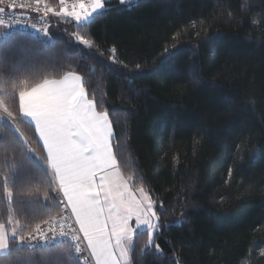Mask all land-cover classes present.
<instances>
[{
    "label": "trees",
    "instance_id": "obj_1",
    "mask_svg": "<svg viewBox=\"0 0 264 264\" xmlns=\"http://www.w3.org/2000/svg\"><path fill=\"white\" fill-rule=\"evenodd\" d=\"M49 22L48 39L17 28L0 41L11 116L0 113V225L16 230L0 264H82L68 243L25 245L62 198L20 93L66 73L107 112L121 174L156 202L164 255L138 230L129 264H264V0H106L90 26ZM113 47L107 67L97 51L108 58ZM166 49H178L169 68ZM121 65L142 71L133 78Z\"/></svg>",
    "mask_w": 264,
    "mask_h": 264
},
{
    "label": "snow or ice",
    "instance_id": "obj_2",
    "mask_svg": "<svg viewBox=\"0 0 264 264\" xmlns=\"http://www.w3.org/2000/svg\"><path fill=\"white\" fill-rule=\"evenodd\" d=\"M60 2L62 6L65 4V0ZM127 2L129 0H121V3ZM71 8L69 11L68 7H63L62 14L74 18L77 26L87 27L106 9V0H77ZM2 11L4 9L0 8ZM77 42L86 48L94 47L92 39L78 34ZM111 51L113 55L108 58L97 51L102 63L105 59L108 61L107 67L117 63L116 48ZM177 51L166 49L161 65L169 68L168 61ZM121 68L133 78L142 71L139 65L135 70L125 65L114 70ZM81 80L79 75L69 73L63 79H45L20 93L24 106L46 129L61 161L66 200L98 264H120L118 256H127L135 247L133 237L137 230L146 231V247L155 248L156 253L163 256L155 239L161 229L155 202L143 187L136 194L129 188L131 177L121 174L113 152L108 114L96 110Z\"/></svg>",
    "mask_w": 264,
    "mask_h": 264
},
{
    "label": "built area",
    "instance_id": "obj_3",
    "mask_svg": "<svg viewBox=\"0 0 264 264\" xmlns=\"http://www.w3.org/2000/svg\"><path fill=\"white\" fill-rule=\"evenodd\" d=\"M58 1L60 7L50 9L47 5L39 4L31 0H0V8L4 9V11L0 12V26L26 30L38 27L48 30L50 22L48 20V14L45 13L61 16L63 15V7H68L69 11H71L72 4L77 2V0H65V4L62 6L60 0ZM87 2H90V0H87ZM6 7H8L9 10H7ZM11 9L25 11L35 10L38 12V15L33 17L30 14L23 13L21 17H16L11 14ZM74 237H79V239H73ZM83 240L84 237L75 215L68 204L63 203L58 215L50 217L44 224L35 226L27 236L25 245L38 248L67 242L77 251L82 264H93L91 257H89V255H84L86 248L84 247Z\"/></svg>",
    "mask_w": 264,
    "mask_h": 264
},
{
    "label": "crops",
    "instance_id": "obj_4",
    "mask_svg": "<svg viewBox=\"0 0 264 264\" xmlns=\"http://www.w3.org/2000/svg\"><path fill=\"white\" fill-rule=\"evenodd\" d=\"M9 30L11 31V29H9ZM3 35H4V32L0 31V41L4 38ZM67 74H69V73H66V75ZM65 76H63L62 78H54V79H63ZM81 82H82V80H81ZM87 98H88V96H87ZM90 100H92V99H90ZM20 110L22 111L23 117L28 122H31L34 125V127L36 129V133H38V137H39L40 143H41V145L43 147V157L45 159V167L48 168L49 172L53 176V179H55V181H56L55 184L59 186L60 191H61V194H62V197H63V200L65 202H67L66 196H65V193H64L63 173H62V164H61V161H60V159H59V157H58V155H57V153H56V151H55V149L53 147V144L51 142L50 136L47 133L46 129L41 125V123L39 122V120L36 118L35 114L32 113L31 111H29L24 106L21 94H20ZM96 110H97V108H96ZM110 122H111V120H110ZM111 126H112V123H111ZM112 131H113V135H114L113 128H112ZM112 139H113V136L111 138V144H112V148H113ZM130 187H131V189L133 188L132 185H131V180L129 182V188ZM133 189H135V188H133ZM67 204H68V202H67ZM69 207H70V205H69ZM76 220H77V218H76ZM132 226L135 227L134 221L132 222ZM9 234H10V232L8 231V229L5 228L4 225H2V226L0 225V256L1 255H4V253H6L7 250H8V246H9V240H8ZM86 242H87V239H86ZM87 248L90 250L91 255L94 257V260L98 264V261H97L95 255L93 254V252H92L90 246L88 245V243H87Z\"/></svg>",
    "mask_w": 264,
    "mask_h": 264
},
{
    "label": "rangeland",
    "instance_id": "obj_5",
    "mask_svg": "<svg viewBox=\"0 0 264 264\" xmlns=\"http://www.w3.org/2000/svg\"><path fill=\"white\" fill-rule=\"evenodd\" d=\"M31 1H34V2H37V3H41V4H44V5H47L46 3H44V2H41V1H37V0H31ZM121 1V0H120ZM50 9H54V8H57V7H60V4H59V1H58V3H57V5H54V6H50V5H47ZM42 14H44V13H42ZM45 14H48L47 16H48V20H49V17L50 16H52L51 14H49V13H45ZM56 16H60V15H56ZM63 16H66V17H68V18H71L72 20H74V18H72V17H69V16H67V15H61V17H63ZM50 26V25H49ZM11 27H7V26H5V27H0V31H2V32H4V35H3V37H6V35L7 34H9L10 33V29ZM49 28V27H48ZM4 30V31H3ZM34 32H36V33H38V34H40V36L42 35V36H44V38L45 39H48V35H47V32H44V31H39V30H34ZM0 112H1V114L2 115H4V117L5 118H7V119H11V116L10 115H8L7 114V112L5 111V109H4V106H3V104L0 102ZM125 178H127V177H125ZM57 187H58V185H57ZM130 189H131V187H130ZM139 189L140 188H135V189H131V191L134 193V194H136V193H138L139 192ZM145 189V188H144ZM58 190V189H57ZM146 190V189H145ZM58 191H60V190H58ZM146 192L148 193V195L150 196V193L146 190ZM60 193H61V191H60ZM137 198H140L139 196H137ZM150 198H151V196H150ZM152 199V198H151ZM154 202H155V200L154 199H152ZM64 200H63V197H62V202H63ZM64 203V202H63ZM67 203V202H66ZM155 207H156V202H155ZM71 209V208H70ZM154 210H155V208H154ZM72 211V210H71ZM156 211V210H155ZM60 213V212H59ZM58 213V214H59ZM57 214V215H58ZM37 225H39V224H37ZM13 228H14V226H15V228H16V223H14L13 225ZM10 234L12 235V236H15L16 235V230L14 229V230H12L11 232H10ZM83 235V234H82ZM133 240H134V237H133ZM83 242H84V247L86 248V252H85V254L84 255H89V257H91V259L93 260V264H97V262L94 260V257L91 255V252H90V250L87 248V242H86V238L84 237V240H83ZM74 251H75V253H77V251L74 249ZM130 251H131V249L129 250V252H128V255L127 256H124V257H120V256H118V258L120 259V264H129V262H130V258H129V255H130Z\"/></svg>",
    "mask_w": 264,
    "mask_h": 264
},
{
    "label": "bare ground",
    "instance_id": "obj_6",
    "mask_svg": "<svg viewBox=\"0 0 264 264\" xmlns=\"http://www.w3.org/2000/svg\"><path fill=\"white\" fill-rule=\"evenodd\" d=\"M7 10H9L8 7H6ZM11 14L14 15V16H18V17H21L23 15V13H26V14H30L31 16L33 17H36L38 15V12L35 11V10H28V11H25V10H18V9H11L10 10ZM31 31H34V30H39V31H44V32H48V30L46 28H33V29H30ZM36 33V32H35ZM38 34V33H37ZM59 187V186H58ZM49 220V219H48ZM48 220H46L44 223H46ZM44 223H40V224H44ZM39 224V225H40Z\"/></svg>",
    "mask_w": 264,
    "mask_h": 264
}]
</instances>
